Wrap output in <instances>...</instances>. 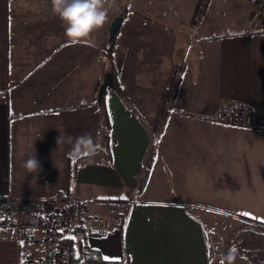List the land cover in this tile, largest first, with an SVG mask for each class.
Returning a JSON list of instances; mask_svg holds the SVG:
<instances>
[{"label": "crops", "instance_id": "obj_1", "mask_svg": "<svg viewBox=\"0 0 264 264\" xmlns=\"http://www.w3.org/2000/svg\"><path fill=\"white\" fill-rule=\"evenodd\" d=\"M197 2L117 0L72 45L51 0H0V197L72 206L70 228H36L29 246L0 228V264H44L77 226L101 257L93 264H251L264 227V20L251 0H206L195 15ZM106 72L121 91L105 90L107 145L96 102ZM227 104L250 107L253 124L223 121ZM85 133L96 151L82 156L67 138ZM33 151L39 173L24 168Z\"/></svg>", "mask_w": 264, "mask_h": 264}, {"label": "built area", "instance_id": "obj_2", "mask_svg": "<svg viewBox=\"0 0 264 264\" xmlns=\"http://www.w3.org/2000/svg\"><path fill=\"white\" fill-rule=\"evenodd\" d=\"M264 20V0H254ZM221 114V119L228 123L249 126L253 123L252 110L247 106H237ZM63 200L60 195L53 199L0 197V228H10L16 241L21 246H29L32 232L36 228L46 231L65 230L72 225V206L65 204L58 209H51L52 201ZM69 245H52L45 254L44 264H66L65 256ZM252 264H264V253L251 258Z\"/></svg>", "mask_w": 264, "mask_h": 264}, {"label": "clouds", "instance_id": "obj_3", "mask_svg": "<svg viewBox=\"0 0 264 264\" xmlns=\"http://www.w3.org/2000/svg\"><path fill=\"white\" fill-rule=\"evenodd\" d=\"M51 5L53 14L61 21L68 43L77 45L89 42L91 34L104 27L109 10L117 7V0H51ZM73 139L74 150L80 148L90 155L96 151L89 134L67 138L69 143H72ZM60 141L61 138L58 143ZM24 168L29 173L40 172L41 166L34 151L24 162Z\"/></svg>", "mask_w": 264, "mask_h": 264}, {"label": "trees", "instance_id": "obj_4", "mask_svg": "<svg viewBox=\"0 0 264 264\" xmlns=\"http://www.w3.org/2000/svg\"><path fill=\"white\" fill-rule=\"evenodd\" d=\"M205 2H206V0H198L197 5H196V10H195V15L197 13H199L202 9H204ZM115 38H116V33L112 37V39L108 41V44L105 48V54L109 60L111 59L112 53L114 50ZM109 69H111V67H109ZM173 78L174 77H172V80H171L172 82H173ZM113 86L116 88L118 93L121 94V91L116 87L114 81H113ZM104 96H105V91L103 92L101 99H100V103H99V106L102 110V115H103L102 116L103 117V123L100 126V130L102 132L103 140L107 145L109 143L108 131H109L110 125H109V120H108L106 110H105ZM171 99H172V85L170 84V86L166 89V92H165L164 97L162 99L160 108L158 110V114L156 116V123H155L156 126H157L158 122H161L160 129L157 131V133H159L161 131V127H162V125L165 121V118L167 116V113H168V108L170 106ZM155 124H154V126H155ZM154 128H156V127H154ZM86 154H89V153L86 152V153L82 154V156L86 155ZM150 163H151V159L148 158L146 160V162L144 163V165L138 169V172L136 175V180H135V183L137 184L138 190L143 185L145 175L148 171V167H149ZM73 232H75L76 234H80V237L77 240L66 238L62 241L63 244L69 245V252L65 256L66 264H81V263L93 264V263L101 262V257L99 255V253L94 251V250H91L87 247V245L85 243L86 233L85 234L83 233L82 228L77 226V227L73 228Z\"/></svg>", "mask_w": 264, "mask_h": 264}, {"label": "water", "instance_id": "obj_5", "mask_svg": "<svg viewBox=\"0 0 264 264\" xmlns=\"http://www.w3.org/2000/svg\"><path fill=\"white\" fill-rule=\"evenodd\" d=\"M122 21V16L120 15H116L112 21L109 24L108 27V40H111L112 37L115 35V33L118 31L120 24ZM112 73L111 72H106L103 81L101 82V84L98 87L97 90V96H96V102L99 104L100 103V99L101 96L103 94V92L108 88V87H112Z\"/></svg>", "mask_w": 264, "mask_h": 264}, {"label": "rangeland", "instance_id": "obj_6", "mask_svg": "<svg viewBox=\"0 0 264 264\" xmlns=\"http://www.w3.org/2000/svg\"><path fill=\"white\" fill-rule=\"evenodd\" d=\"M254 4H255V6L257 7V4L254 2V0H251ZM257 10H258V8H257ZM259 12V11H258ZM260 14V13H259ZM260 17H261V15H260ZM262 18V17H261ZM263 19V18H262ZM174 80H175V78H173V82L171 81L170 82V84L172 85V88H173V83H174ZM170 84L168 85V87L170 86ZM241 106H245V105H241ZM235 108V106H232V108ZM237 107V106H236ZM248 107V106H247ZM226 108H228V104H227V107ZM250 108V107H249ZM251 109V108H250ZM252 110V109H251ZM158 114V113H157ZM156 119L154 120V122H153V124H152V132L154 133V134H157V131L160 129V126H161V122H158V124H157V126H156ZM154 124H155V126H154ZM231 124H233V123H231ZM253 124V123H252ZM251 124V125H252ZM236 125H238V124H236ZM251 125H249V126H251ZM244 126V125H243ZM154 127H156V128H154ZM154 130V131H153ZM259 238H260V249L259 250H254V252H252L251 254H250V257H249V261H250V263H251V258L252 257H254L256 254H258V253H264V227H260L259 228ZM15 238V237H14ZM252 264V263H251Z\"/></svg>", "mask_w": 264, "mask_h": 264}, {"label": "snow or ice", "instance_id": "obj_7", "mask_svg": "<svg viewBox=\"0 0 264 264\" xmlns=\"http://www.w3.org/2000/svg\"><path fill=\"white\" fill-rule=\"evenodd\" d=\"M121 198H124V197H121ZM245 215H249L248 213H245ZM70 239H75V237H70ZM103 259L104 260H109L110 258L109 257H107V256H105V257H103Z\"/></svg>", "mask_w": 264, "mask_h": 264}]
</instances>
